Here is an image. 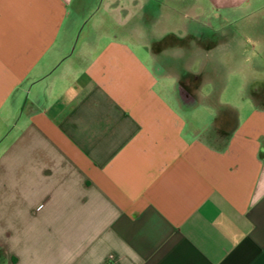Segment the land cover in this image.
<instances>
[{
	"label": "crops",
	"instance_id": "0c3cea01",
	"mask_svg": "<svg viewBox=\"0 0 264 264\" xmlns=\"http://www.w3.org/2000/svg\"><path fill=\"white\" fill-rule=\"evenodd\" d=\"M150 1L0 0V264H264V0H164L227 16L232 75L251 90L224 103L152 46L226 38L165 13L138 44L149 54L132 48ZM107 14L124 33L73 53L78 16L106 31Z\"/></svg>",
	"mask_w": 264,
	"mask_h": 264
},
{
	"label": "rangeland",
	"instance_id": "374dc122",
	"mask_svg": "<svg viewBox=\"0 0 264 264\" xmlns=\"http://www.w3.org/2000/svg\"><path fill=\"white\" fill-rule=\"evenodd\" d=\"M160 1L162 2L161 4ZM151 3H154L155 9L153 12V17H149L146 15L138 16V23L140 27H144V31H128L125 32L128 35H131V41L134 46L132 47L138 54L142 57L147 56L150 51L149 46H138V44L144 43L149 44V42L154 41L158 38L160 34L165 33L166 29H168L169 25L165 23V13H171L170 22L174 28H187L190 31H196L194 33L203 34L206 37L209 36L212 41H222L220 46L203 47L197 46L196 42L192 41L189 38L188 41L182 42V46H178L181 42H174L173 40H163L154 42L152 46V50L158 59V66H164L166 69H170L174 73H184V79H187L189 85H196L194 80V74H202L204 76V84L203 91L204 93H210V98H215V101L221 103L227 101L240 102L242 97H246L250 93V86H245L244 79L240 76L236 78L232 75L233 70L230 68V64L228 61V33L230 32V25L226 20L222 21V16L220 14H196L194 11L187 7L186 4L175 3L177 7L176 10H171L166 8L164 5V0H151ZM159 2V3H158ZM189 5H193L192 0H188ZM170 2H167L168 5ZM100 2L98 1L96 7H100ZM161 5V6H160ZM188 5V6H189ZM221 16V17H220ZM84 15L78 16V29L75 33V38L72 46L73 53L77 54L81 47V43L83 40L87 39L89 36L92 39H97L100 37L99 35L103 33L109 34L112 36L113 34L122 35L124 32L120 30H114L111 28L113 16L111 14H107V21L109 20V25H107V30H97L95 27L92 31H90V24L87 19L89 16L85 17ZM113 27V26H112ZM181 33V30L178 31ZM183 33V32H182ZM223 35H226L223 36ZM136 45V46H135ZM165 71V70H164ZM188 74V75H187ZM223 76V78H222ZM221 77V78H218ZM215 78H217L215 80ZM198 85H202L203 81L199 79ZM222 84V87L218 86L219 83ZM186 82V80H185ZM171 85H175L172 81ZM224 87V88H223ZM213 90V91H212ZM234 90V93H233ZM244 90V91H242ZM216 92L215 95H213ZM209 99H205V102L202 101L200 106L196 108L195 112L197 122H209L212 119V111H206V105L210 102ZM242 102V101H241ZM188 117L192 118L193 110L187 109L185 110Z\"/></svg>",
	"mask_w": 264,
	"mask_h": 264
},
{
	"label": "water",
	"instance_id": "95a60500",
	"mask_svg": "<svg viewBox=\"0 0 264 264\" xmlns=\"http://www.w3.org/2000/svg\"><path fill=\"white\" fill-rule=\"evenodd\" d=\"M181 90H182V87H181Z\"/></svg>",
	"mask_w": 264,
	"mask_h": 264
}]
</instances>
